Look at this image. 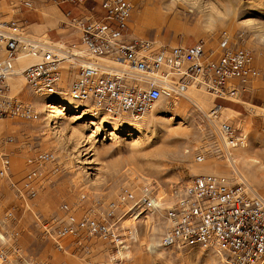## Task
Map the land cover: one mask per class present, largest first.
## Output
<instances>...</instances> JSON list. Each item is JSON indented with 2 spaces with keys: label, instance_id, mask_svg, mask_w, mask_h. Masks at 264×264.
I'll list each match as a JSON object with an SVG mask.
<instances>
[{
  "label": "built area",
  "instance_id": "2783aa9c",
  "mask_svg": "<svg viewBox=\"0 0 264 264\" xmlns=\"http://www.w3.org/2000/svg\"><path fill=\"white\" fill-rule=\"evenodd\" d=\"M86 3L87 0H55V5L70 4L83 9L82 16L62 23L79 35L66 47L68 51L22 37L20 20L13 17L18 12L16 8L8 20L0 19V119H38L32 103L12 94L10 89L9 78L18 57L25 55L36 60L25 68L22 77L29 91L41 98L58 95L65 71L69 72L75 63V79L66 96L109 119L125 115L140 118L161 99L174 105L193 85L204 87L214 101L207 118L225 154L231 156L230 150L240 144L241 137L231 124L218 121L223 108L216 101L236 99L260 78L251 48L239 44L226 30L219 33L215 49L208 48L203 40L193 45H158L128 34L133 12L128 0H100L97 6L85 9ZM20 6L33 7L29 0H22ZM69 16L67 12L65 17ZM238 38H242V33ZM259 107L264 123V100ZM5 141L11 144L13 139L7 137ZM203 159L201 155L195 158L197 163ZM27 163L32 168L16 181L10 157H0V180L5 181L15 200L0 222L1 264H51L29 257L15 243L17 235L8 233L7 222L16 221L21 209L32 213L41 238L59 254L74 260L85 258L81 264H94L89 259L91 241L98 239L108 245V252L116 253L111 254L110 262L117 264L118 252L126 248L127 242L124 220L134 221L159 208L157 193L151 183L144 181L137 189L121 187L105 206L91 201L90 208L80 214L73 206L61 203L53 217L37 215L28 202L39 192L40 171L48 167L50 175H57L60 163L53 151L42 152ZM174 199L163 216L166 230L159 241L161 248L216 252L224 257V264L264 262V198L253 189L243 183H231L221 175L203 173L175 191ZM85 200L86 195H81L79 201Z\"/></svg>",
  "mask_w": 264,
  "mask_h": 264
},
{
  "label": "rangeland",
  "instance_id": "374dc122",
  "mask_svg": "<svg viewBox=\"0 0 264 264\" xmlns=\"http://www.w3.org/2000/svg\"><path fill=\"white\" fill-rule=\"evenodd\" d=\"M21 1L0 0V19L8 20L16 8L18 12L13 17L18 20L21 10H26L39 16L43 27L59 29L63 19L55 0H29L32 9L20 6ZM99 1L87 0L94 7ZM128 1L133 5L128 23L130 36L168 46L193 45L203 40L208 48L215 49L219 33L226 30L238 39L239 44L247 45L253 51V64L261 72L260 78L248 85L246 92L240 93L236 99L216 101L223 108L218 121L231 124L241 137L239 146L230 150L231 156L225 154L207 118L214 101L204 87L193 85L187 92L201 108L184 97L173 106L161 99L154 105L159 113L152 117L148 112L140 118L125 115L109 119L75 103L73 107L63 106V115H59L56 124H51L45 107L61 102L64 96L53 97L56 101L36 97L17 75L14 78L19 87L10 85L12 94L32 103L38 119H0V157H10L13 178L20 181L32 168L28 159L45 151L56 154L60 173L52 176L48 167L41 170L37 197L28 202L34 213L48 218L58 214L61 203L73 206L80 214L90 208L91 201H100L105 206L123 186L137 189L144 181L151 183L157 193L156 199L160 201L159 208L134 221L124 220L122 226L127 242L126 248L118 252L120 261L117 264H224V257L216 252L195 248L163 249L159 241L166 230L163 216L175 200V191L182 189L195 175H221L231 183L247 185L264 198V123L263 111L259 107L264 100V0ZM209 3L214 5L215 13L208 8ZM210 17L213 20L211 26ZM241 33L240 39L238 35ZM20 35L46 44L49 40L58 41L49 39L45 33L31 35L21 31ZM60 44L63 48L70 45ZM82 55L88 58L86 54ZM32 63L27 61L20 70ZM76 67L74 63L69 72L65 71L61 91L66 92L75 79ZM37 101H40V107L35 106ZM124 119L140 125L142 133L136 131V127H126ZM7 137L13 139L11 144L6 143ZM199 155L204 158L202 163L195 160ZM250 159L258 163H252ZM81 195H86L83 202L79 201ZM13 202L7 184L0 180V222ZM6 226L9 234L17 235L15 243L35 261L81 264V259H85L74 260L59 254L51 243L41 238L30 211L21 209L17 220L7 222ZM91 244L89 259L94 264H111L110 256L116 253L108 252V245L98 239H93Z\"/></svg>",
  "mask_w": 264,
  "mask_h": 264
},
{
  "label": "crops",
  "instance_id": "0c3cea01",
  "mask_svg": "<svg viewBox=\"0 0 264 264\" xmlns=\"http://www.w3.org/2000/svg\"><path fill=\"white\" fill-rule=\"evenodd\" d=\"M56 6L58 7V10L60 11L61 17L63 19L59 24L60 25L59 29L45 28L43 27V23L39 16H37L38 17L37 19L36 15H34L33 13L26 12V10H21V15L19 19L21 31L25 33L28 32L31 35H40L42 33H45V36H47L49 39H54V40L58 39V41H60L59 43L62 42L65 44L70 43L71 41H73V39L76 40V37L79 36L78 33L76 31H73L71 28L64 26L62 23H66L67 22L66 20L75 18L77 16H80V15L82 16L83 15L82 7H76L70 4H64L62 6L56 5ZM90 7H91L90 3L87 2L85 5V9L90 8ZM67 12L70 13L69 18L65 17V14ZM62 32H66V33H62ZM220 101H227V100H220ZM233 106H236V104H234ZM226 109H229V108H226Z\"/></svg>",
  "mask_w": 264,
  "mask_h": 264
},
{
  "label": "bare ground",
  "instance_id": "6f19581e",
  "mask_svg": "<svg viewBox=\"0 0 264 264\" xmlns=\"http://www.w3.org/2000/svg\"><path fill=\"white\" fill-rule=\"evenodd\" d=\"M25 38V37H24ZM27 39V38H26ZM49 44L50 45H55V46H57V47H59L60 49H67V48H63L62 46H59V42L58 43H53V42H51L50 40H49ZM61 45V44H60ZM63 45V44H62ZM68 51V50H67ZM27 61H33V63L36 61L35 59H33V58H31V57H27V56H25V55H23V56H20V57H18V59L17 60H15L14 62V69H13V75L9 78V83H10V85H12L11 87L13 88H18L19 87V85H18V80H16L15 78H14V76H21V79H22V81H23V77H22V72L25 70H20L23 66H25L26 64H27ZM101 61H103V63H106V61L105 60H101ZM100 61V62H101ZM105 61V62H104ZM32 63V64H33ZM22 66V67H21ZM27 68V67H26ZM192 88V87H191ZM196 89V88H195ZM197 89H200V88H197ZM202 89V88H201ZM203 90V89H202ZM62 96H64V99H62L61 100V102H58L57 104H53V103H51V104H48L49 106H46L45 107V110L46 111H48V116L50 117V122H51V124H56L57 123V120L59 119L58 117H59V115H63V114H61L62 113V111H61V108L63 107V106H68V107H73V105L75 104V102H73L71 99H69L67 96H66V93L64 92V91H60L59 93H58V95H56V97H55V99L56 98H59V97H62ZM39 98H41V97H39ZM184 98H186V100H188V101H190L191 103H193L197 108H201V106L192 98V97H190L189 95H188V93L184 96ZM50 99V101H56V100H53L52 98H49ZM159 103V102H158ZM157 103V104H158ZM78 104V103H77ZM82 105V104H81ZM175 105V104H174ZM35 106H37V107H40L41 106V104H40V101H37L36 103H35ZM156 106V105H155ZM155 106H153L151 109H150V113H149V115H150V117H152V116H154V115H156L157 113H159V110H158V108H154ZM171 106H173V105H171ZM223 110V109H222ZM221 110V111H222ZM124 124H126L127 126L126 127H129V128H132V127H136L137 128V130L136 131H138V132H140V129H141V127H140V125H138V124H136V122H131V121H128V120H125L124 119ZM140 133H142V132H140ZM239 145H237L236 147H238ZM250 162H252V163H255V164H257L258 163V161L257 160H252V159H250ZM261 168V167H260Z\"/></svg>",
  "mask_w": 264,
  "mask_h": 264
},
{
  "label": "clouds",
  "instance_id": "9594fccd",
  "mask_svg": "<svg viewBox=\"0 0 264 264\" xmlns=\"http://www.w3.org/2000/svg\"><path fill=\"white\" fill-rule=\"evenodd\" d=\"M208 8H209L213 13L216 12V9H215V7H214L213 4L209 3ZM212 23H213V20H212V18L210 17V18H209V25L211 26Z\"/></svg>",
  "mask_w": 264,
  "mask_h": 264
}]
</instances>
